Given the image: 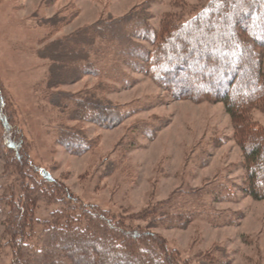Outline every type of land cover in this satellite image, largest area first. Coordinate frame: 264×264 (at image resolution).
I'll return each mask as SVG.
<instances>
[{"label": "trees", "instance_id": "trees-1", "mask_svg": "<svg viewBox=\"0 0 264 264\" xmlns=\"http://www.w3.org/2000/svg\"><path fill=\"white\" fill-rule=\"evenodd\" d=\"M204 1L196 7L177 0L189 10L164 13L158 27L151 23V3L146 2L51 40L50 31L37 50L38 58L49 63L38 91L59 112L56 143L78 156L97 146L82 124L112 129L148 106L112 101L105 95L108 83L130 89L139 74L175 99L223 102L244 156L243 189L264 200V125L252 117L254 111H264V0ZM75 16L60 11L41 19L40 25L57 32ZM86 76L99 81L76 92L64 89ZM161 124L142 121L136 127L153 139ZM32 146L18 124L16 106L0 84V157L5 159L0 244L12 247L10 264H196L155 230L186 229L199 218L213 227L240 223V213L214 207L216 201L234 196L226 182L173 192L139 212L114 215L84 203L36 164ZM41 207L50 209L48 217L38 216ZM220 249L202 255L198 264H228L227 252Z\"/></svg>", "mask_w": 264, "mask_h": 264}, {"label": "rangeland", "instance_id": "rangeland-1", "mask_svg": "<svg viewBox=\"0 0 264 264\" xmlns=\"http://www.w3.org/2000/svg\"><path fill=\"white\" fill-rule=\"evenodd\" d=\"M176 1L0 0V84L17 108L19 126L32 141L33 161L68 185L84 203L127 216L166 199L173 192L229 183L233 198L216 201L214 207L240 213L237 226L213 227L199 218L186 229L155 231L171 248L196 264L202 255L220 248L227 252L228 264H264V200L243 189L244 156L234 139L233 121L223 102L175 99L139 74L134 75L138 80L130 89L108 83L105 95L112 101L148 106L112 129L82 124L88 137L97 140V146L78 156L56 143L59 112L38 91L37 86L48 74L49 63L38 58L37 50L50 31H53L51 40L100 18L122 16L146 2L151 3V23L158 27L164 13L182 9L187 12L188 6L201 7L205 2L182 0L186 7ZM60 11L76 16L57 32L40 25L41 19ZM98 81L97 77L86 76L64 89L76 92L91 88ZM252 117L264 125L263 110L254 111ZM142 121L162 123L155 138L138 131L136 125ZM4 169L5 159L0 157V175ZM107 170L111 173L106 175ZM49 211L41 207L38 216L48 217ZM4 227V216H0V243ZM11 248L0 244V264H10Z\"/></svg>", "mask_w": 264, "mask_h": 264}]
</instances>
